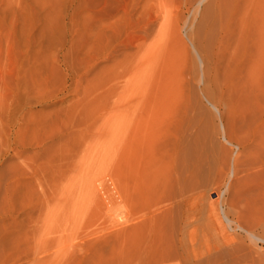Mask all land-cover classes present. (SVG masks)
I'll list each match as a JSON object with an SVG mask.
<instances>
[{
	"label": "rangeland",
	"instance_id": "1",
	"mask_svg": "<svg viewBox=\"0 0 264 264\" xmlns=\"http://www.w3.org/2000/svg\"><path fill=\"white\" fill-rule=\"evenodd\" d=\"M257 256L264 0H0V264Z\"/></svg>",
	"mask_w": 264,
	"mask_h": 264
},
{
	"label": "bare ground",
	"instance_id": "2",
	"mask_svg": "<svg viewBox=\"0 0 264 264\" xmlns=\"http://www.w3.org/2000/svg\"><path fill=\"white\" fill-rule=\"evenodd\" d=\"M257 176H259V175H257ZM262 176V175H261ZM262 181V180H261ZM250 237V236H249ZM252 237V236H251ZM253 239H254V241H256V243L258 242L257 240L258 239H256L255 238V236L253 237ZM256 239V240H255ZM260 240V239H259ZM253 241V240H252ZM252 243H255V242H252ZM237 246V245H236ZM255 246V245H254ZM238 247V246H237ZM252 247V248H251ZM251 247H249L248 245H247V248H245L246 249V251H247V254H250L252 251V253H254V250H253V246L251 245ZM240 249V248H239ZM255 249V248H254ZM255 251H256V249H255ZM256 253V252H255ZM257 254H258V252H257ZM259 255V254H258ZM258 257V256H257ZM240 258L239 257H237L236 259H234L235 261V263L234 264H237L238 262V264H260L261 263V258H260V256L257 258V259H254L253 261H251V260H248V261H250V262H247V261H245L244 263H241L240 262V260H239ZM177 261H179V260H177ZM176 260H175V262L173 263V264H182L181 263V261L180 262H177ZM182 262H184V260L182 261ZM187 262V260L183 263V264H185ZM171 264V263H170Z\"/></svg>",
	"mask_w": 264,
	"mask_h": 264
}]
</instances>
